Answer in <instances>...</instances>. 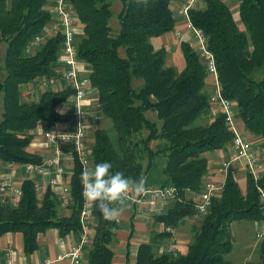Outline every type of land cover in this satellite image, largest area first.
I'll return each mask as SVG.
<instances>
[{"label":"trees","instance_id":"obj_1","mask_svg":"<svg viewBox=\"0 0 264 264\" xmlns=\"http://www.w3.org/2000/svg\"><path fill=\"white\" fill-rule=\"evenodd\" d=\"M67 1L82 25L76 38L78 58L90 68V85L102 119L109 120L112 130V136L103 128L93 130L92 167L110 161L113 171L137 181L142 178L145 186L174 187L172 206L152 218L175 228L184 218L196 214L194 200L186 197V192L201 191L208 170L205 154L227 150L233 137L223 114L208 119L213 80L187 39L179 44L184 58V67L179 71L166 65L165 47L154 49L152 45V38L175 28L177 19L170 9L173 0H120L116 35H112L108 24L110 0ZM202 1L201 7L190 11L191 23L202 30L208 50L214 55L221 92L232 101L236 125L238 119L244 131L264 149V0H236L241 28L224 1ZM48 3L51 7V0H0V43L6 46L0 62V160L4 163L41 161V157L26 150L33 138L29 131L39 121L54 124L68 119L60 111L72 94L66 85L59 88V84H45L47 88L37 100H22L24 85L30 84V89L35 83L59 78L60 34L42 39L34 52H25L33 37L43 34L53 21L46 8ZM120 47L124 57L119 55ZM257 72L260 79L254 76ZM134 80L142 82L137 89L132 85ZM147 111L155 112L159 124L146 116ZM203 119L207 122H199ZM143 129L147 130L145 136L140 134ZM154 140L161 143L153 150L149 143ZM145 154L148 160L144 166ZM156 158H163V165L158 166ZM81 173V167L75 164L68 179L69 215L58 214L59 202L49 188L39 198L35 182L24 179L17 205L0 202V236L21 233L25 254L38 248L37 235L47 229H56L59 237L71 232L78 236L79 216L85 204ZM257 187L264 191V172L256 180L246 172L243 192L230 166L222 190L211 199L200 225L193 226L186 253L158 254L150 243L143 242L137 248L134 264H231L225 258L232 249L230 223L264 220ZM90 209L92 238L86 247L85 264H112L110 244L118 223L105 221L91 202ZM125 264H129L128 252ZM246 264H264V240L259 245L257 263Z\"/></svg>","mask_w":264,"mask_h":264},{"label":"built area","instance_id":"obj_2","mask_svg":"<svg viewBox=\"0 0 264 264\" xmlns=\"http://www.w3.org/2000/svg\"><path fill=\"white\" fill-rule=\"evenodd\" d=\"M50 12L53 17L51 25L43 34H37L30 41L25 52L32 53L40 45L42 39L60 34L62 37L61 52L57 58L59 78L47 80V84L55 87L59 84L68 86L72 90L70 96L71 113L70 124L60 128L50 126L41 132L43 144L49 150V155L39 162L5 163L0 171V201L12 206L19 203L22 190L17 175V166L30 179L39 181L36 184L37 193L43 188L53 191L59 204L67 206L71 202V188L69 177L73 173L74 165L81 167V171L92 167L91 145L93 143L92 132L102 119L99 104L95 96V90L90 85L88 64L78 58L76 38L79 35L74 11L67 0H51ZM202 0H181L178 4L175 17L184 21L185 31L190 33L189 43L204 63L208 76L213 80V87L209 93V104L213 115L223 114L225 124L232 131L233 137L227 148V157L221 163L220 171L224 178L227 169L242 160L244 169L250 173L253 179L260 176L259 152L239 131L235 121V109L232 101L225 98L221 92V86L217 77V69L214 55L208 50L206 38L201 29L195 27L190 20V11L200 7ZM175 37L182 40L183 34L178 31ZM45 83V84H46ZM223 178V180H224ZM223 181L205 180L198 194V200L194 201L196 214L205 215L211 204V199L222 190ZM260 192L264 209V191L257 187ZM176 189L172 186L144 187L142 193L130 190L127 203L144 205L150 215L163 213L165 203L174 198ZM119 222V218L115 220ZM80 232L66 251L58 253L54 258H46L39 264H84V253L92 238V215L90 203L85 199V204L79 216ZM254 233L255 239L259 240L264 235V220ZM163 231L168 233L169 244L162 252L177 254L178 237L175 228L164 225ZM60 242L61 239H60ZM3 264H16L15 252L8 248L4 252Z\"/></svg>","mask_w":264,"mask_h":264},{"label":"crops","instance_id":"obj_3","mask_svg":"<svg viewBox=\"0 0 264 264\" xmlns=\"http://www.w3.org/2000/svg\"><path fill=\"white\" fill-rule=\"evenodd\" d=\"M180 1L181 0H173L170 4V9L173 11L174 16H175L176 8L178 4L180 3ZM202 5L203 3L200 5V7ZM46 8H48V10L50 11V8H51L50 3L46 5ZM176 19L177 20H176V25H175L174 30L151 39V43L154 49H159L161 47H165L166 44H170L169 48H166V47L165 48L168 51L170 49L172 52H174L173 49L175 50V47L179 46L180 44L179 39L175 37V33L178 31H180L183 34L182 40H185L188 38L190 39V33L185 31L184 29V21L180 17H176ZM77 25H78L79 34H80L82 32V25L78 22H77ZM109 27L111 28L110 24H109ZM117 33L118 32H116L115 30L112 35H116ZM163 36H167V37L164 39ZM158 39L160 40L159 45L154 46L153 40L157 41ZM118 52L120 56L122 57L125 56V52L122 47L118 49ZM168 61L169 60L166 58V65L170 66ZM135 82H137V86H136L137 88L141 86V83H142L141 80H135L133 81L134 88H136L134 84ZM40 83L41 85L43 84L45 87L47 85L48 87V84L46 83V81H42ZM37 84L38 83H35L36 86ZM25 86L26 85H24L23 87ZM28 86H30V84L27 85L26 87L28 88ZM60 87H62V85H60ZM46 88L42 89V91L45 90ZM206 89L208 92L210 91V87H207ZM60 111L68 115V119L66 121L57 122L54 124H50L46 121H39L36 128L29 131L33 135V138L30 144L26 147V150L28 152L38 155L39 157H41V159L49 155V150L43 144L41 132L43 131L44 128L50 127V126H56L60 128L69 126L70 113H71L70 98H69L68 104L62 107ZM1 113H2V105H1V99H0V115ZM238 129L240 130L241 134L246 139L249 140V139L254 138V136L244 131L243 126L241 128L238 127ZM263 153H264V149L260 148L259 155L261 156ZM205 156L208 159V170L205 175V179L223 181L224 175L220 171V168H221V163L227 157V150H222V151L215 150V151L206 153ZM4 164L5 163L0 160V171L2 170V167ZM231 167L234 169L233 176L235 180L237 181V183L239 184L238 180L242 179L244 180L245 187H246V171L244 169L243 161L240 160L236 162L235 164H233ZM260 167L261 169L264 170L263 160L260 161ZM16 171H17L16 173L19 179H23V178L30 179L29 175L25 174L18 166H17ZM34 182H35V187H36V184H38L39 181L36 179V181ZM240 188L242 187L240 186ZM46 189L43 188L41 192L37 193L39 198H41L44 195ZM198 194L199 193L186 192V197H192L193 200L196 201L198 200ZM165 204H166V210H167L169 208V201ZM59 206L67 207L68 205L64 206V205L59 204ZM64 215H68V214H64ZM193 217L194 219L191 217L184 218L179 223V225L175 227L176 235L178 237L177 250L179 254L186 253L187 245L191 241V235L189 231L193 229V226L196 224L195 221L197 218L195 215ZM118 218H119L118 228L115 230L114 239L110 244V248L112 249L114 253L113 258H112V264H115L116 261L118 262L117 264H125L126 252H128V263L134 264L135 259H136L137 248L140 243H143V242L150 243L153 247V250L157 251L159 254L163 251V248L167 247V245L169 244V238L165 237L166 235L165 236L156 235V234L163 232L164 224L160 222H155L152 216L148 213L144 205H133V204L127 203V208L122 212V214ZM75 238L76 236L72 232L67 234L64 237H59L57 234V230L54 228H50L44 232L38 233L37 235L38 248L33 253L25 254L22 248V234L19 232L5 233L0 236V264L4 263V252L8 248H11L14 250L16 264H39L43 262L46 258H54L58 253L66 251L68 247L72 244V242L75 240ZM60 239L62 242H60ZM83 258H84V264H85L86 259L85 257Z\"/></svg>","mask_w":264,"mask_h":264},{"label":"rangeland","instance_id":"obj_4","mask_svg":"<svg viewBox=\"0 0 264 264\" xmlns=\"http://www.w3.org/2000/svg\"><path fill=\"white\" fill-rule=\"evenodd\" d=\"M222 1H224L230 7V9L232 10L233 18L235 19V21L238 23L239 27L241 28L242 26H241V24H240V22L238 20L239 19V14H238V4H237L236 0H222ZM110 3H111V5H110L111 17H110L109 24L111 26V33L113 34V32L115 30H116V32H118L119 24H118L117 14L119 12V9L121 8V3H120V0H110ZM202 3H203V1H202ZM166 37L167 36H163L164 39ZM187 40H189V38ZM159 41H160L159 39L157 41L153 40L154 46H158L159 45ZM179 42H180V40H179ZM5 47H6L5 43H0V50H1L0 62L1 63H2V59H3V54H4V51H5ZM165 47L169 48L170 44H166ZM173 51L174 52H172L170 49H169V51L167 50L166 58L169 60L168 61L169 64L174 66L179 71V69H182L184 67V58H183V55H182V52H181L179 46L175 47V50L173 49ZM254 76H255L256 79H260L261 78L260 72H257ZM134 84H135V87H136L137 86V82H135ZM132 85H133V81H132ZM44 88H46V87L43 84L41 85V83L38 84L37 86L34 84L30 88L31 90H33V93H29L30 92L29 88L22 87L21 88L22 100H24V101L25 100L26 101L37 100L38 96L42 92V89H44ZM136 89H137V87H136ZM146 116L150 120L156 121L159 124L158 120L156 119L155 112L147 111L146 112ZM213 117H214L213 113L211 112V115L208 117L209 121L212 120ZM199 122L205 123V122H207V120L203 119V120H201ZM237 126L239 128L242 127L241 124H240V121L238 119H237ZM97 127L107 130V132L110 135L112 133L111 124H110L109 120L106 119V118L101 119L100 122L98 123ZM140 134L142 136H145L147 134V130L143 129L140 132ZM92 136H93V132H92ZM137 137H139V136H137ZM246 140H248V139H246ZM248 141L252 144V146L254 148H257L258 152L260 153L259 142L256 139H254V138L253 139H249ZM159 143H161V141L159 142L158 140H154V141H151L149 143V146H150L151 149L154 150L158 146ZM147 160H148V157L145 154L144 158L142 160V164L144 166L147 164ZM261 160L264 161V153L261 156H259V161H261ZM155 162H156V164L158 166H161L164 163V159L163 158H156ZM259 171H260V175H262L263 172H264V170L261 169V167H260ZM204 179H205V177H204ZM238 181H239V185L242 187L241 190L244 192L245 191V189H244L245 188L244 180L240 179ZM144 187H150V186H145L144 185ZM151 187H157V186H151ZM189 198H192V197H189ZM173 202H174V198H171L169 200V208H170V206H172ZM89 203L90 202L88 201V204ZM66 208H67V210H66ZM165 210H166V204L164 206L163 212ZM69 213H70V208L68 206L67 207H61V206L58 207V214L59 215H64V214H68L69 215ZM191 218L194 219V217H191ZM195 222H196V224L194 226H199L200 222H201L200 217L196 218ZM261 224H262L261 222L251 221V220H240V221H233V222L230 223V225H229V234L231 236L232 249L226 255L225 258L228 261H230L231 264H246L248 262L257 263V261L259 260V245H260L261 241L264 240V235H263V237L261 239L257 240L254 237V233L260 227ZM189 233H190L191 238H192L193 230L189 231ZM165 237L168 238V236H165ZM154 252L158 253L157 251H154ZM84 257H85V255H84ZM117 263L118 262L116 261L115 264H117Z\"/></svg>","mask_w":264,"mask_h":264},{"label":"clouds","instance_id":"obj_5","mask_svg":"<svg viewBox=\"0 0 264 264\" xmlns=\"http://www.w3.org/2000/svg\"><path fill=\"white\" fill-rule=\"evenodd\" d=\"M82 196L93 203L105 221H115L127 208L130 190L139 194L144 191V180L139 181L123 172L113 171L110 161H103L86 168L80 176Z\"/></svg>","mask_w":264,"mask_h":264}]
</instances>
